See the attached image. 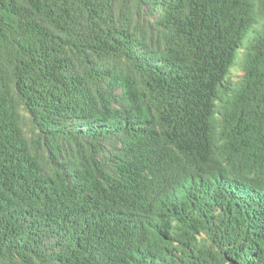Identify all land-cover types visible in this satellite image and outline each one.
Instances as JSON below:
<instances>
[{"label":"trees","instance_id":"obj_1","mask_svg":"<svg viewBox=\"0 0 264 264\" xmlns=\"http://www.w3.org/2000/svg\"><path fill=\"white\" fill-rule=\"evenodd\" d=\"M0 264H264V0H0Z\"/></svg>","mask_w":264,"mask_h":264}]
</instances>
